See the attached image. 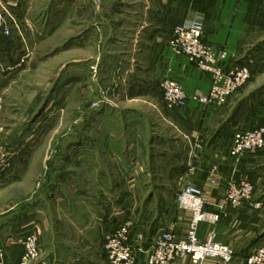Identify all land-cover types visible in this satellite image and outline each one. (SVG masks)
Listing matches in <instances>:
<instances>
[{
	"label": "crops",
	"instance_id": "crops-1",
	"mask_svg": "<svg viewBox=\"0 0 264 264\" xmlns=\"http://www.w3.org/2000/svg\"><path fill=\"white\" fill-rule=\"evenodd\" d=\"M141 2L143 6L139 13L127 12L117 21V27L120 21H126L132 29L133 57L129 54L126 40L123 46H118L120 53L113 55L126 69L123 77L125 82L128 80V99L141 96L163 99L161 84L167 77L178 79L188 93L209 90V74L186 56L176 55L169 46L174 28L192 19L204 22V41L228 52L226 70L249 65L251 80L264 75L262 0ZM119 4L126 3L116 2ZM128 17H133V21ZM231 105L229 102L231 115L224 121L221 114L226 106L223 109H205L190 101L185 108L170 111L181 122L177 133H172V127H169V133L149 127L147 114L140 110L124 109L114 104H104L96 109L93 116L103 123L100 127L103 133L101 145L88 136L83 142H72L68 161L85 170L60 172L55 184L59 212L63 213L70 226L76 227L78 234L81 233L71 237L76 239L79 236L80 242L85 241L89 246L85 248L81 244L83 249L79 250L74 245L78 243L72 239L74 243H60L63 252L58 258L75 264L78 261L82 264L87 261L108 264L106 236L130 218H126L129 205L134 206L131 212L135 223L133 234H145L147 243L143 244L144 247L151 244L157 231L173 226L178 237L185 238L190 213L178 209L176 198L184 184L191 181L205 188L207 210L220 214L218 223L201 225L200 239L205 240L208 232L214 230L218 240L232 247L234 261L231 264H245L249 254L264 244V149L247 155L239 162L231 156V149L238 131L264 126V82L250 89L235 108ZM145 163L165 165L162 175L156 171L158 175H154L153 166L150 167L152 173L146 174L140 166ZM129 165L136 169L128 171L126 167ZM139 166L143 171L138 170ZM129 178L134 180L132 185H128ZM241 180L253 182L254 193L250 201L234 207L226 202V191L232 181ZM148 192L154 197L161 195L168 199L162 201L159 209L149 206L144 211L138 197ZM105 196L117 198L103 201ZM104 202L109 204L104 205ZM136 252L139 264H147V255L142 250ZM174 264L192 263L185 259ZM214 264L225 263L214 261Z\"/></svg>",
	"mask_w": 264,
	"mask_h": 264
},
{
	"label": "rangeland",
	"instance_id": "rangeland-1",
	"mask_svg": "<svg viewBox=\"0 0 264 264\" xmlns=\"http://www.w3.org/2000/svg\"><path fill=\"white\" fill-rule=\"evenodd\" d=\"M141 1L0 0V264L21 263L28 234H33L39 256L27 264H75L58 258L63 252L60 243L75 240L79 250L83 249L81 244L89 246L80 242L79 236L71 237L78 232L59 212L55 184L60 172L85 170L68 161L72 142H83L88 136L101 145L103 123L95 120L96 109L114 104L140 110L147 114L149 127L167 133L172 127V133L179 132L181 122L170 111L183 108L168 109L164 96L161 100L145 96L128 99V80L125 82L123 77L126 69L120 59L113 58L120 53L118 46H123L124 40L132 56L131 24L120 21L117 27V21L127 12L139 13ZM128 18L133 21V17ZM204 72L211 78L210 72ZM251 79L228 96L221 107L194 102L205 109L226 106L221 114L224 121L231 115L229 102L236 107L250 89L264 82V75ZM252 127L241 131L264 126ZM233 141L235 144V138ZM231 156L239 162L247 155L234 154L231 149ZM140 166L146 174L152 173L151 166L155 167L154 175L163 173L165 167L148 163ZM140 166L138 170L143 171ZM126 168L136 169L131 165ZM133 182L128 179V185ZM110 198L105 196L103 201L110 202ZM167 199L148 192L138 197V203L146 211L149 206L159 209ZM245 202L233 206L241 207ZM133 209L129 205L127 221H133ZM150 245L143 247L148 249Z\"/></svg>",
	"mask_w": 264,
	"mask_h": 264
},
{
	"label": "built area",
	"instance_id": "built-area-1",
	"mask_svg": "<svg viewBox=\"0 0 264 264\" xmlns=\"http://www.w3.org/2000/svg\"><path fill=\"white\" fill-rule=\"evenodd\" d=\"M264 6V0H262ZM205 24L198 19L187 20L173 30L169 46L176 55L186 56L202 71L211 73V88L208 92L195 90L188 93L176 78H165L161 84L164 101L168 109L185 108L190 100L200 104L221 107L226 98L242 87L252 77L249 65L236 66L226 70L228 52L204 41ZM233 153L254 154L264 149V127L256 130L239 131L235 134ZM253 182L232 181L226 191V200L232 205L250 201L254 193ZM208 197L205 188L187 182L177 195L178 208L190 213V222L185 238H179L175 227L162 229L154 235L151 245L144 249L145 234L132 235L134 226L130 219L119 225L106 236V256L108 264H139L137 250L147 252V264H174L189 259L192 264H214L220 261L231 264L234 261L232 247L217 239L216 232H208L205 240L200 239L199 230L203 223L216 224L218 212L207 210ZM259 206V204H258ZM33 234L26 235L25 248L20 264L39 256ZM245 264H264V245L257 246L247 257Z\"/></svg>",
	"mask_w": 264,
	"mask_h": 264
}]
</instances>
